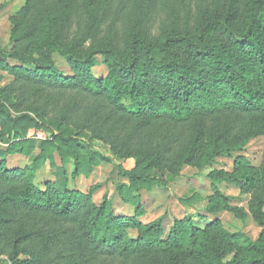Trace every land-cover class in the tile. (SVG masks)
Instances as JSON below:
<instances>
[{"label": "trees", "instance_id": "1", "mask_svg": "<svg viewBox=\"0 0 264 264\" xmlns=\"http://www.w3.org/2000/svg\"><path fill=\"white\" fill-rule=\"evenodd\" d=\"M248 2L240 29L232 25L240 0H231L221 9L202 14L192 35L173 31L154 47L135 37L127 56L107 47L79 55L48 37L40 40L37 59L30 55L0 57V65L5 59L15 60L29 68H17L28 77L51 84L73 83L91 94L101 93L121 111L135 116L175 121L212 119L216 122L212 132L197 129L179 161L188 165L200 159L207 148L204 139L214 137L212 145L208 144L209 163L216 157H231L235 151L229 146L228 128L223 126L224 114L249 117L244 141L264 135V0ZM214 32L223 35L226 42H215ZM177 45L191 56H179L174 49ZM55 53L70 64L74 76H63L55 69ZM97 56L107 67L105 78L96 79L91 71ZM123 97H129L130 104L120 105ZM33 121L28 114L12 116L0 106L4 127L0 134V264H225L229 254H233L229 264H264V230L252 241L243 233L224 230L218 220L200 228L186 216L174 219L165 232L164 216L146 225L139 221L144 210L138 204L133 217H120L105 199L96 205L88 195L53 184L40 189L34 183L35 172L51 160L53 151L62 161H74V175L84 166L92 168L107 159L89 148H80L76 143L79 134L61 127L52 138L19 139L17 135ZM36 149L39 152L34 154ZM15 154L30 158L31 166L8 169L4 158ZM152 163L140 157L133 169L121 172L129 181L128 186L117 189L124 203L136 204L132 193L165 187L176 176L172 172L166 176L154 173ZM221 180L252 191L250 214L264 227V164L253 168L239 156L235 172L223 174ZM211 185L214 197L225 205L229 198L212 180Z\"/></svg>", "mask_w": 264, "mask_h": 264}, {"label": "rangeland", "instance_id": "2", "mask_svg": "<svg viewBox=\"0 0 264 264\" xmlns=\"http://www.w3.org/2000/svg\"><path fill=\"white\" fill-rule=\"evenodd\" d=\"M228 2L231 0H0V57L30 55L37 59L40 40L48 37L79 55L107 47L127 56L128 45L135 37L143 38L154 47L173 31L192 35L202 14L221 9ZM248 4V0H240L233 27L242 28ZM213 39L226 42L217 32L213 33ZM174 49L184 59L191 56L182 45ZM52 58L60 74L75 75L58 53ZM95 60L91 67L94 78H105L108 70L104 59L97 56ZM17 68L29 70L10 59L0 65V106L6 107L12 116L28 114L34 119L26 124L18 138L45 140L58 134L57 128L61 127L79 134L76 143L80 148H89L107 159L92 168L84 166L74 175V161H62L53 151L51 160L43 162L35 172L37 187L44 190L46 184H53L58 189L77 191L88 195L96 205L105 199L120 217H133L138 204L144 210L139 221L146 225L164 216L165 232L174 219L190 216L200 228L218 220L230 233H243L252 241L260 236L264 227L250 214L252 191L221 180L223 174L235 172L239 156L253 168L264 164V135L244 141L249 123L246 114L230 112L222 116L223 126L228 128L229 146L235 150L231 157H216L207 163L211 152L208 144L212 145L215 139L211 137L203 141L207 146L205 154L183 165L179 161L195 131L204 127L211 133L215 121L205 117L175 121L135 116L121 111L119 105L101 93L91 94L73 83L51 84L28 77ZM130 102L129 97H123L120 105L127 106ZM3 130L0 123V134ZM34 152L37 154L39 150ZM140 157L153 161L154 173L166 176L172 172L176 176L165 187L155 186L149 192L132 193L136 204H126L117 192L119 186L129 185L121 172L133 169ZM4 159L11 170L32 164L30 158L19 154L7 155ZM211 180L217 190L229 198L225 205H220L219 199L214 197ZM261 197L264 202V193ZM261 212L264 215V203ZM232 257L233 254L226 255L225 264H229Z\"/></svg>", "mask_w": 264, "mask_h": 264}]
</instances>
